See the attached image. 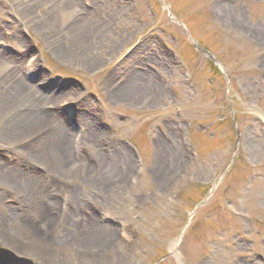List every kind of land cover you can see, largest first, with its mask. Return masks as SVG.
Instances as JSON below:
<instances>
[{"label": "rangeland", "instance_id": "obj_1", "mask_svg": "<svg viewBox=\"0 0 264 264\" xmlns=\"http://www.w3.org/2000/svg\"><path fill=\"white\" fill-rule=\"evenodd\" d=\"M0 264H264V0H0Z\"/></svg>", "mask_w": 264, "mask_h": 264}, {"label": "bare ground", "instance_id": "obj_2", "mask_svg": "<svg viewBox=\"0 0 264 264\" xmlns=\"http://www.w3.org/2000/svg\"><path fill=\"white\" fill-rule=\"evenodd\" d=\"M16 83V82H15ZM17 84V83H16ZM15 94H16V96H24V95H27V94H29V95H32V94H35L34 92H33V90H31V88H29V86H27L25 83H21V82H19L15 87ZM35 100H38V99H35ZM15 101H16V103H19V104H21V106H26V107H28V104L27 103H24L23 102V100L22 99H16L15 98ZM29 107H30V105H29ZM38 108H40V105H38ZM46 114V113H45ZM33 118H34V121L35 122H37V123H42V120L40 119V118H42V117H40V114H38L37 113V115L35 114V116L33 115ZM41 120V121H40ZM35 124V123H34ZM36 126V128L38 127L37 125H35ZM49 128H51V130H55V133H56V129L58 130V126H57V124L56 123H49ZM58 132V131H57ZM60 133V132H59ZM61 134V133H60ZM61 136L63 137L62 139H61V147L64 145H66L65 143H66V141L68 140L67 138H65L64 137V135L63 134H61ZM5 231V233H7L8 234V236L10 235V237H12L13 238V240L15 241V242H17V243H19V236H18V232L17 231H19V229H16V230H10V229H5L4 230ZM43 244V243H42ZM176 245L177 244H175V245H173L172 246V249H174L175 247H176ZM174 251V250H173Z\"/></svg>", "mask_w": 264, "mask_h": 264}, {"label": "water", "instance_id": "obj_3", "mask_svg": "<svg viewBox=\"0 0 264 264\" xmlns=\"http://www.w3.org/2000/svg\"><path fill=\"white\" fill-rule=\"evenodd\" d=\"M220 68H222V64L219 60H217L216 58H213L212 59ZM215 188L212 189V191L214 190ZM180 241L177 242V244L179 243Z\"/></svg>", "mask_w": 264, "mask_h": 264}]
</instances>
